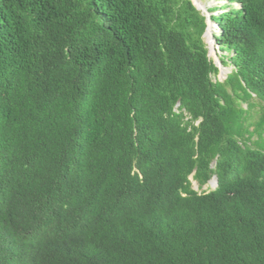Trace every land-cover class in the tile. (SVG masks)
Returning a JSON list of instances; mask_svg holds the SVG:
<instances>
[{
  "label": "trees",
  "instance_id": "obj_1",
  "mask_svg": "<svg viewBox=\"0 0 264 264\" xmlns=\"http://www.w3.org/2000/svg\"><path fill=\"white\" fill-rule=\"evenodd\" d=\"M208 7L224 80L194 0H0V264H264V0Z\"/></svg>",
  "mask_w": 264,
  "mask_h": 264
},
{
  "label": "rangeland",
  "instance_id": "obj_2",
  "mask_svg": "<svg viewBox=\"0 0 264 264\" xmlns=\"http://www.w3.org/2000/svg\"><path fill=\"white\" fill-rule=\"evenodd\" d=\"M226 0H203V3L204 5L203 6H206L207 8V11L204 10L203 12L207 15V12H209V15L211 13H213V11L210 12V10L208 11V6L210 7H215V6H219L223 3H225ZM200 4V3H199ZM201 5V4H200ZM202 6V5H201ZM235 6H240L239 4H235ZM220 12V10L218 9H214V14H218ZM214 21V20H213ZM214 32L216 31H219L220 28H219V25L217 22L214 21ZM211 34L207 35L205 38L206 40L208 39V41L211 42V37H210ZM209 42V43H210ZM209 47H210V50H211V56L215 59V61L217 62V64L220 66V72L219 74L217 75V77L220 79V80H224L228 74L232 71V66L231 65H224L223 62L221 61V53L220 51L218 50V45H217V40L214 41L213 44H209ZM227 53V52H225ZM232 54V53H231ZM215 77V76H214ZM257 137V135L255 136V138ZM194 179V178H193ZM194 186L198 187V183L195 182L194 183ZM214 185L211 183V182H208L205 186L203 187H200L199 186V191H203V190H206V191H209L211 189H213Z\"/></svg>",
  "mask_w": 264,
  "mask_h": 264
},
{
  "label": "clouds",
  "instance_id": "obj_3",
  "mask_svg": "<svg viewBox=\"0 0 264 264\" xmlns=\"http://www.w3.org/2000/svg\"><path fill=\"white\" fill-rule=\"evenodd\" d=\"M208 11H209V9H208ZM212 14L213 13H211V15H210V17L208 16L209 15V12H207V17L208 18H210V20H211V16H212ZM208 18H207V20H208ZM211 22V21H210ZM216 33V31L214 32V34ZM206 37V36H205ZM215 38H216V36H215ZM217 40V39H216ZM194 177H193V175H191L190 176V179H191V181H192V187H193V189H195L196 191H199V186H200V183L197 181V180H195V179H193ZM213 180H216L217 181V184L213 187V189H216L217 188V186H218V183H219V180H218V177H217V175H214L208 182H211L212 183V181ZM195 182H197L198 183V187H196V186H194V183ZM207 182V183H208ZM206 183V184H207ZM206 184H204L203 186H205ZM214 185V184H213ZM202 186V187H203ZM201 187V186H200ZM212 190V189H211ZM204 191V190H203ZM210 191V190H209ZM200 192V191H199ZM202 192V191H201Z\"/></svg>",
  "mask_w": 264,
  "mask_h": 264
},
{
  "label": "water",
  "instance_id": "obj_4",
  "mask_svg": "<svg viewBox=\"0 0 264 264\" xmlns=\"http://www.w3.org/2000/svg\"><path fill=\"white\" fill-rule=\"evenodd\" d=\"M194 3H195V5H196L199 9H201L202 11H204V10L207 11L206 6H201V5L199 4V1H198V0H194ZM208 16L210 17V15H208ZM208 23H209V26H208V28H207V31H206V33H205V36H207V35H208V32L210 31V23H211V22H210V18H208ZM211 32H212V31H211ZM210 37H211V42L208 41V39H207L206 41H207L208 44H213L214 41H216L214 31L211 33ZM209 42H210V43H209ZM210 55H211V50H210Z\"/></svg>",
  "mask_w": 264,
  "mask_h": 264
},
{
  "label": "bare ground",
  "instance_id": "obj_5",
  "mask_svg": "<svg viewBox=\"0 0 264 264\" xmlns=\"http://www.w3.org/2000/svg\"><path fill=\"white\" fill-rule=\"evenodd\" d=\"M199 1V3L203 6L204 5V3H203V0H198ZM211 12V11H210ZM211 15V14H210ZM211 23H210V31L208 32V35L209 34H211L212 32H213V28H214V21L212 20V16H211ZM212 31V32H211ZM179 104V103H178ZM212 184H214V186L217 184V181L216 180H213L212 181Z\"/></svg>",
  "mask_w": 264,
  "mask_h": 264
}]
</instances>
